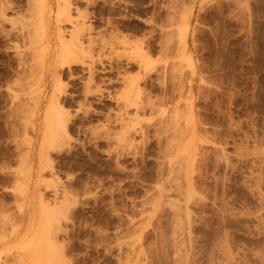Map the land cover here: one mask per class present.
<instances>
[{
	"label": "rangeland",
	"instance_id": "rangeland-1",
	"mask_svg": "<svg viewBox=\"0 0 264 264\" xmlns=\"http://www.w3.org/2000/svg\"><path fill=\"white\" fill-rule=\"evenodd\" d=\"M0 264H264V0H0Z\"/></svg>",
	"mask_w": 264,
	"mask_h": 264
},
{
	"label": "bare ground",
	"instance_id": "bare-ground-1",
	"mask_svg": "<svg viewBox=\"0 0 264 264\" xmlns=\"http://www.w3.org/2000/svg\"><path fill=\"white\" fill-rule=\"evenodd\" d=\"M194 1H195V0H194ZM194 1L192 0L193 4H194ZM196 1H197V0H196ZM196 3H197V2H196ZM199 3H200V2H199ZM196 5H197V4H196ZM203 5H204V4H203ZM201 7H202V6H201ZM181 8H182V7H181ZM184 10H185V9H184ZM184 10H183V11H184ZM186 11H187V9H186ZM194 11H195V9H194ZM174 13H175V12H174ZM180 13H181V12H180ZM176 15H179V14L177 13ZM176 15H175V18L177 17ZM172 16H173V14H172ZM178 17H179V16H178ZM178 17H177V19H178L179 21L176 19V21H174L175 23H176V22H177V23L180 22L181 19L183 20V16L180 17L181 19H179ZM175 18L173 17L172 20H175ZM170 22L173 23L172 21H170ZM181 23H182V22H181ZM189 23H190V22H189ZM168 26H170L169 23H168ZM168 26H166V28H168ZM174 26H176V24H175ZM190 27H191V25H190ZM173 28H174V27H173ZM173 28H172V30H173ZM176 28H177V27H176ZM188 28H189V27H188ZM164 30H167V29H165V27H164ZM170 30H171V29H170ZM172 30H171L170 32H172ZM174 30H175V28H174ZM168 31H169V29H168ZM185 31H187V30H185ZM190 32H191V31H190ZM165 33H167V32H165ZM185 33H186V32H185ZM169 34H170V33H169ZM169 34H168V35H169ZM172 34H173V33H172ZM186 39H187V38H186ZM166 41H167V40H166ZM169 43H170V41H169ZM165 44H166V43H165ZM180 44H181V42H180ZM137 45H138V44H137ZM183 45H184V44H183ZM185 45H187V44L185 43ZM185 45H184V46H185ZM139 46H141V45H139ZM181 46H182V45H181ZM164 47H165V46H164ZM178 47H179V46H178ZM135 48H136V45H135ZM162 49H163V48H162ZM165 49H166V48H165ZM168 49H171V48H168ZM168 49H167V50H168ZM184 49H186V46H185ZM188 49H189V48H188ZM167 50L164 51V52L168 53V51H170V50H168V51H167ZM176 50H178V48H177ZM162 51H163V50H162ZM173 51L175 52V50H173ZM173 51L171 50L170 52L172 53ZM182 51H183V50H182ZM185 51H186V50H185ZM69 52H71V51L69 50ZM170 52L168 53L169 56H170ZM178 52H179V51H178ZM180 52H181V51H180ZM166 53L164 54L163 52H161V55H162V56H163V54L166 55ZM174 55H175V54H174ZM137 57H138V56H137ZM164 57H165V56H164ZM167 57H168V56H167ZM142 58H143V57H142ZM178 58H179V57H178ZM183 58H184V57H183ZM182 60H183V59H181V60H180V59H179V60H175V61H178V63H177L178 66L175 65L176 62H174V65H175V66H174V65H172L173 63L170 61V62H171V63H170L171 68H172V69L174 68V69L172 70L173 73H177V72H174V71H175V68H176V69H179V68L181 67V70H182V66H183V64H184V60H183V62H182ZM140 61H143V60H140ZM144 61L147 62L146 59H145ZM173 61H174V60H173ZM145 62H143L144 65H145ZM168 62H169V61H168ZM180 62L182 63L181 65H179ZM138 64H139V63H138ZM147 64H149V63H147ZM168 64H169V63H168ZM168 64H167V65L164 64L165 67H166V69H168L167 66L169 67ZM164 65L162 64V66H163V67L161 68L162 70H165V69H164V68H165ZM156 66H157V65H156ZM172 66H174V67H172ZM179 66H180V67H179ZM184 66H186V65H184ZM184 66H183V68H185ZM139 67H140V66H139ZM141 67H142V66H141ZM144 67H145V66H144ZM144 67H142V68H144ZM146 67H147V66H146ZM156 68H157V67H156ZM169 68H170V67H169ZM186 68H187V67H186ZM186 68H185V69H186ZM159 69H160V68H159ZM159 69H158V70H159ZM139 70H140V69H139ZM142 70H143V69H142ZM153 70H154V69H153ZM158 70H156V72H159ZM170 70H171V69H170ZM170 70L168 69L169 73H170ZM187 70H188V69H187ZM172 71H171V73H172ZM176 71H178V70H176ZM182 71H183V70H182ZM163 72H165V71H163ZM163 72H162V73H163ZM166 72H167V71H166ZM183 72H188V71H185V70H184ZM197 72H198V71H197ZM151 73H153V72H151ZM159 73H160V72H159ZM173 73L170 74V76H169V74H168L167 77H168V76L171 77V75H172V77L175 78V76H176L177 74H174V76H173ZM180 73L182 74V72H181L180 69H179V74H180ZM138 74H139V73H138ZM146 74H147V73H146ZM165 74H166V73H165ZM179 74H178V75H179ZM181 74H180V78H181ZM186 74H187V73H186ZM192 74H193V73H192ZM163 75H164V74H163ZM178 75H177V76H178ZM182 75H184V74H182ZM145 76H146V75H145ZM177 76H176V77H177ZM184 76H185V75H184ZM164 77H165V76H164ZM187 77H188V75H187ZM197 77H198V76H197ZM174 78H173V79H174ZM180 78H179V79H180ZM182 78H183V76H182ZM182 78H181V79H182ZM135 79H136V78H135ZM165 79H166V77H165ZM171 79H172V78H171ZM171 79H170V80H171ZM185 79H186V78H185ZM185 79H184V82L182 81L183 79L181 80L182 82H181L180 80H179V81H180L182 84H184V83L187 81V79H186V81H185ZM195 79H196V78H195ZM168 80H169V78H168ZM170 80H169V81H170ZM173 81H174V80H173ZM176 81H177V79H176ZM174 82H175V81H174ZM174 82H173V83H174ZM180 82H179V83H180ZM170 83H171V81H170ZM182 84H181V87H182ZM186 84H187V83H186ZM165 85H166V84H165ZM174 85H175V84H174ZM176 85H177V82H176ZM184 85H185V84H184ZM194 86H195V85H194ZM179 87H180V86H179ZM181 87L178 88V89H180V91L177 90L179 93H181V90L184 88V87H182V89H181ZM164 88H165V87H164ZM175 89H176V88H175ZM185 89H186V88H185ZM162 90H163V89H162ZM182 92H183V91H182ZM182 95H184V94H182ZM180 96H181V94H180ZM180 96H179V97H180ZM165 103H166V102H165ZM185 103H186V102H185ZM182 104H183V103H182ZM183 105H184V104H183ZM185 106H186V105H185ZM164 108H165V107H164ZM164 108H163V109H164ZM183 108H184V106H183ZM162 111H163V110H162ZM182 111H183V110H182ZM185 111H186V110H185ZM188 111H189V110H188ZM188 111H187V112H188ZM158 113H159V112H158ZM163 113H164V112H163ZM163 113H162V114H163ZM183 113H184V112H183ZM183 113H182V114H183ZM159 114H160V113H159ZM179 114H180V113H179ZM165 115H166V114H165ZM184 116H185V115H184ZM171 118H172V117H171ZM189 118H190V117H189ZM165 119H166V118H165ZM185 119H186V123H187V121H190V119H188V118H185ZM187 119H188V120H187ZM171 120H172V119H171ZM191 120H192V119H191ZM165 122H166V121H165ZM173 123H175V122H173ZM189 123H190V122H189ZM191 123H192V121H191ZM176 124H178V123L176 122ZM170 125H171V124H170ZM185 125H186V124H185ZM181 126H182V125H181ZM192 126H193V124H192ZM172 127H173V126H172ZM184 127H186V126H184ZM184 127H183V128H184ZM163 129H164V128H163ZM164 130H165V129H164ZM171 130H172V129H171ZM166 131H167V130H166ZM179 131L181 132V129H180ZM176 132H177V131H176ZM163 133H164V132H163ZM184 133H185V132L183 131V135H184V136L181 135V138H180L179 142H175V143H172V142H171V146H172L173 149H171V160H170V165H168V166H170V168L172 167V169H173V166H174L175 161H177L178 158L182 157L183 154H184L185 152H187V153L190 152V151H188V150H190V149L188 148V147H189V144L187 143V137H186V135H185ZM189 133H190V131H189ZM166 134H167V133H165V135H166ZM188 139H190V138H188ZM159 142H160V141H159ZM191 142H192V141H191ZM189 143H190V142H189ZM193 143H194V141H193ZM32 144H33V143H32ZM192 145H193V144H192ZM185 156H187V155H185ZM169 170H170V169H169ZM22 207H24V206H22ZM22 207H21V208H22ZM23 210H24V209H23ZM21 211H22V210H21ZM21 211H20V212H21ZM25 212H26V211H25ZM25 216H26V215H25ZM22 218H23V217H22ZM24 218H25V217H24ZM24 218H23V219H24ZM24 220H25V219H24ZM23 222H24V221H23ZM24 223H25V222H24ZM4 242H5V241H4Z\"/></svg>",
	"mask_w": 264,
	"mask_h": 264
}]
</instances>
